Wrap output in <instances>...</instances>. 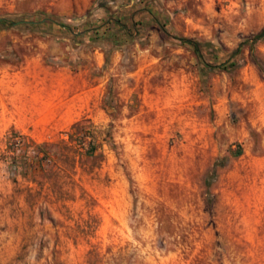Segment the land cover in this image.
I'll list each match as a JSON object with an SVG mask.
<instances>
[{"label": "rangeland", "instance_id": "374dc122", "mask_svg": "<svg viewBox=\"0 0 264 264\" xmlns=\"http://www.w3.org/2000/svg\"><path fill=\"white\" fill-rule=\"evenodd\" d=\"M263 26L264 0H0V80L101 82L41 141L0 115V264H264Z\"/></svg>", "mask_w": 264, "mask_h": 264}, {"label": "crops", "instance_id": "0c3cea01", "mask_svg": "<svg viewBox=\"0 0 264 264\" xmlns=\"http://www.w3.org/2000/svg\"><path fill=\"white\" fill-rule=\"evenodd\" d=\"M97 61L95 67L100 68ZM101 104V82L85 71L56 70L26 65L0 80V115L34 141L54 130L73 125L80 116Z\"/></svg>", "mask_w": 264, "mask_h": 264}, {"label": "trees", "instance_id": "16d2710c", "mask_svg": "<svg viewBox=\"0 0 264 264\" xmlns=\"http://www.w3.org/2000/svg\"><path fill=\"white\" fill-rule=\"evenodd\" d=\"M4 21V20H3ZM264 37V26L261 28V30L255 34L252 38H251V43H254V42H257L258 40H260L261 38ZM180 43L182 44H186L188 45L189 47H191L193 53L197 56V57H200V44L199 42L197 41H194L192 39H189V38H176ZM251 46V45H250ZM236 52V51H235ZM233 64H225V63H222V64H219L217 66H214L215 68L217 69H225L227 68L228 66H232ZM36 148H39V146H35ZM91 149V147H89V150Z\"/></svg>", "mask_w": 264, "mask_h": 264}, {"label": "built area", "instance_id": "2783aa9c", "mask_svg": "<svg viewBox=\"0 0 264 264\" xmlns=\"http://www.w3.org/2000/svg\"><path fill=\"white\" fill-rule=\"evenodd\" d=\"M10 145H11V154H15L19 151L20 147L22 146V141L19 136H14L10 139Z\"/></svg>", "mask_w": 264, "mask_h": 264}]
</instances>
